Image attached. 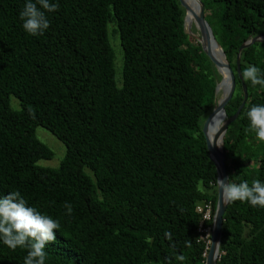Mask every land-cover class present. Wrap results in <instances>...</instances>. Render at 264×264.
I'll list each match as a JSON object with an SVG mask.
<instances>
[{
	"label": "trees",
	"instance_id": "obj_1",
	"mask_svg": "<svg viewBox=\"0 0 264 264\" xmlns=\"http://www.w3.org/2000/svg\"><path fill=\"white\" fill-rule=\"evenodd\" d=\"M23 2L0 0V195L19 190L59 220L46 264H204L198 207L212 205L203 224L212 227L218 173L203 125L221 75L187 33L180 1L58 0L38 37L21 27ZM202 2L235 75L227 118L243 102V84L248 94L224 137L227 174L264 181V141L245 115L264 104V88L240 78L236 63L239 48L264 34V0ZM110 24L123 50L120 79ZM258 46L241 52V72L264 70ZM38 127L66 147L57 169L38 165L54 157ZM223 218L217 264H264V208L236 201ZM25 254L0 244V264H23Z\"/></svg>",
	"mask_w": 264,
	"mask_h": 264
},
{
	"label": "clouds",
	"instance_id": "obj_2",
	"mask_svg": "<svg viewBox=\"0 0 264 264\" xmlns=\"http://www.w3.org/2000/svg\"><path fill=\"white\" fill-rule=\"evenodd\" d=\"M58 8V0H24L19 12L23 31L32 37L43 36L50 28L49 14ZM240 75L253 86L264 88V70L255 65L249 64ZM245 115L256 139L264 141V104L250 105ZM219 123L223 125L222 120ZM215 183L226 204L240 201L254 208H264V181L253 179L251 183L246 180L237 183L229 178H216ZM60 228L58 219L30 205L19 190L0 195V244L11 250L26 249L23 264H46V245L55 241V232ZM164 236L172 238L170 232H165ZM185 246H190V242L186 241ZM176 259L183 261L184 257L178 255Z\"/></svg>",
	"mask_w": 264,
	"mask_h": 264
},
{
	"label": "water",
	"instance_id": "obj_3",
	"mask_svg": "<svg viewBox=\"0 0 264 264\" xmlns=\"http://www.w3.org/2000/svg\"><path fill=\"white\" fill-rule=\"evenodd\" d=\"M179 1L181 3L182 8H184V10L186 12V14H185V28H186V26H188V28H189V30L188 31L186 30V31L188 34H190L193 37V33L191 31L192 25H187V18H188V14L190 13V9L188 8V6L185 4V2L183 0H179ZM196 1L198 4V12L193 14V16H194L193 21H194V25H195L196 29L199 31V34H200V37L197 40L200 42L205 54L208 56L210 61L213 63V65L215 66L219 75H221L222 71H224V73L226 74L227 79L230 83L226 96L224 97V99H222V101H220L218 103L216 102V105H215L213 111L208 116V118L206 119V121L203 125V134H204V137L206 140L207 149H208V152L210 155V159L215 164L216 171L218 173V179L226 180L229 178V176L227 174L226 165H225L226 164V151H225V145H224V137L226 135V132L228 130L229 125L231 123H233L239 117L242 109L244 108V105L248 99L247 88L243 84V91H244L243 102L240 105V107L238 108L235 115L232 116L231 118H227L225 108L228 105V103L231 101V99L234 95V91L236 88L235 75H234V72H233L229 62L226 59V56H225V53H224L222 47L219 45V43L215 39L212 28L210 27L208 21L206 20L205 11H204L205 6H204L202 0H196ZM263 42H264V34L256 36L252 39H249L239 48L238 55L236 58V63H237V73H238L240 78H241V75H240V72H241L240 71L241 52L244 49H247L256 43H263ZM214 45H216L217 47L220 48V50H221V52L225 58V64L221 65L219 62H217L213 58L210 47L212 48V46H214ZM222 81H223V79H222ZM218 85L216 87V94L218 92ZM218 113H222L223 118L225 119V121H224L223 125L221 126L219 133L217 135L218 137H221V145L220 146H218L216 139L214 141H210V139L208 138V130L210 128L211 122L213 121L214 117ZM228 205L229 204H226L223 200L222 192H220L217 188V205H216L214 217L212 219L213 234H212V239H211V246L209 248V252H208V255L205 259L204 264H217V261L219 258V251H220L222 227H223V222H224L223 217H224V214L226 212Z\"/></svg>",
	"mask_w": 264,
	"mask_h": 264
},
{
	"label": "rangeland",
	"instance_id": "obj_4",
	"mask_svg": "<svg viewBox=\"0 0 264 264\" xmlns=\"http://www.w3.org/2000/svg\"><path fill=\"white\" fill-rule=\"evenodd\" d=\"M185 2V0H184ZM210 19V17H208ZM114 27H112V24L109 25V39L112 45V48L115 53V70L117 74V79H120L122 77L123 72V63H124V56H123V50L120 45V39L119 35L117 36L115 32L113 31ZM187 31L189 30L188 26L185 28ZM113 31V32H112ZM191 31L193 33L194 39H198L200 37L199 31L196 29L195 25H192ZM264 47V46H263ZM262 46H258V50H263ZM222 75L221 80L218 82V84L222 81ZM217 84V85H218ZM222 92H217V103L222 97ZM11 108L14 110H20L21 105L20 101L12 96L10 98ZM208 118V117H207ZM209 135L211 136V125L208 130ZM36 136L37 138L44 143L46 146H48L54 153V157L51 160H40L38 161V165L42 167H48L52 169H57L59 167L60 162L63 160V158L66 155V147L65 145L59 141L53 134H51L49 131L42 127H38L36 130ZM210 195H213V193H210ZM211 230H208V234H210ZM208 236L207 233L201 234L200 240L204 241L206 243V246L208 247ZM207 250V248H206Z\"/></svg>",
	"mask_w": 264,
	"mask_h": 264
},
{
	"label": "bare ground",
	"instance_id": "obj_5",
	"mask_svg": "<svg viewBox=\"0 0 264 264\" xmlns=\"http://www.w3.org/2000/svg\"><path fill=\"white\" fill-rule=\"evenodd\" d=\"M184 1V0H183ZM185 4L188 6V8L190 9V13L188 14V18H187V25H194V16L193 14L198 12V4L196 0H185ZM211 53L213 58L219 62L221 65L225 64V58L224 55L222 54L221 50L219 47H217L216 45L212 46V48L210 47ZM222 79L223 81L218 85V92H222V97L219 100L222 101V99H224V97L227 94V91L229 89V81L227 79L226 74L224 73V71H222ZM225 121V119L223 118L222 113H218L216 114V116L214 117L213 121L211 122V136H210V141H214L216 139L218 146L221 145V137H218V133L219 130L221 128V124L219 123V121ZM210 216V215H209ZM211 218V216H210ZM211 230L210 232V240L208 241V247H207V251L209 252V248L211 246V239H212V234H213V229L212 227L208 228V230ZM208 230H207V236H209L208 234ZM209 238V237H208ZM208 255V254H207ZM206 255V257H207Z\"/></svg>",
	"mask_w": 264,
	"mask_h": 264
},
{
	"label": "built area",
	"instance_id": "obj_6",
	"mask_svg": "<svg viewBox=\"0 0 264 264\" xmlns=\"http://www.w3.org/2000/svg\"><path fill=\"white\" fill-rule=\"evenodd\" d=\"M198 212H200L202 215H203V218H202V222H201V225H200V229H199V232H201V234H204V233H207V229L204 228L203 224L205 222H208L211 220L212 218V205H204L203 207H198ZM211 218H210V216ZM201 238V237H200Z\"/></svg>",
	"mask_w": 264,
	"mask_h": 264
}]
</instances>
